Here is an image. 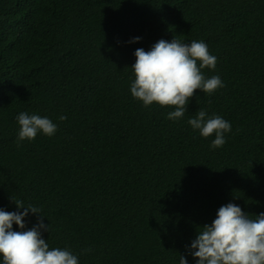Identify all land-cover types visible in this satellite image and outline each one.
<instances>
[{
  "label": "trees",
  "instance_id": "16d2710c",
  "mask_svg": "<svg viewBox=\"0 0 264 264\" xmlns=\"http://www.w3.org/2000/svg\"><path fill=\"white\" fill-rule=\"evenodd\" d=\"M174 37L204 41L224 84L177 121L130 91L135 51ZM199 109L230 122L222 147L188 124ZM20 112L56 133L18 146ZM11 197L79 264H196L221 206L264 213V0H0V209Z\"/></svg>",
  "mask_w": 264,
  "mask_h": 264
},
{
  "label": "clouds",
  "instance_id": "9594fccd",
  "mask_svg": "<svg viewBox=\"0 0 264 264\" xmlns=\"http://www.w3.org/2000/svg\"><path fill=\"white\" fill-rule=\"evenodd\" d=\"M140 37L129 43L139 42ZM135 63L131 66L134 80L130 84L131 95L142 102L144 107L154 103L160 107L175 110L168 112L169 120L177 121L184 117L189 101L197 90L212 95L223 87L220 76L206 78L203 69L215 70L217 57L210 54L204 41L183 43L174 37L171 42L160 39L150 50L138 48ZM66 120V116H60ZM19 125L17 145L24 140H34L38 132L53 136L57 125L47 117L20 112L16 117ZM188 124L199 134L208 138L215 134L211 148L222 147L226 143L225 133L231 132V124L220 115L209 116L199 109ZM18 211L0 209V256L2 264H79L77 255L69 249L49 248L42 230L50 232V225L44 223L41 210L31 204L10 198ZM23 209V211H19ZM39 214L38 224L28 230L25 217ZM18 225L21 231L13 229ZM91 252V249H85ZM190 254L196 264H264V213L251 218L241 207L228 203L218 209L211 224L200 227L196 239L191 243ZM179 264H188L184 255Z\"/></svg>",
  "mask_w": 264,
  "mask_h": 264
},
{
  "label": "bare ground",
  "instance_id": "6f19581e",
  "mask_svg": "<svg viewBox=\"0 0 264 264\" xmlns=\"http://www.w3.org/2000/svg\"><path fill=\"white\" fill-rule=\"evenodd\" d=\"M21 15V14H20ZM28 15V14H27Z\"/></svg>",
  "mask_w": 264,
  "mask_h": 264
}]
</instances>
